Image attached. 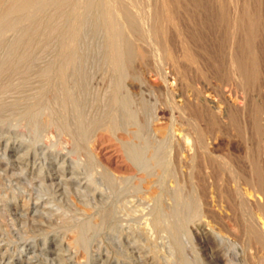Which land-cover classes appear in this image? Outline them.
<instances>
[{
  "label": "rangeland",
  "instance_id": "1",
  "mask_svg": "<svg viewBox=\"0 0 264 264\" xmlns=\"http://www.w3.org/2000/svg\"><path fill=\"white\" fill-rule=\"evenodd\" d=\"M10 2L0 0V14H4ZM58 2L64 6L60 11ZM39 3L29 13L11 16L0 23V73L6 74L0 81L11 83L0 91V264H243L240 258L247 252L239 241V246L234 242L238 232L234 230L238 229L236 224L254 216L233 189L240 185L246 190L241 185H252L256 171L264 180V0ZM117 6L135 8L130 9L134 10L131 13L127 9L122 19ZM110 16L124 35L127 27L137 30V34L132 33L135 38L127 36L128 44L120 45L132 55L130 63L124 66L123 80L110 66L112 48L105 28ZM73 26L75 30L77 26V31ZM52 27L56 30L51 31ZM148 28L159 32L164 51L144 31ZM73 40L76 65L80 64L69 73L72 86L68 85V89L71 91L72 87L80 117L68 102L66 122L60 110L58 114L51 111L52 115L47 117L50 110L45 107L46 112L44 106L37 124L20 118L19 111L30 106L31 98L40 96L39 89H48L47 79L42 81L44 87L40 86L34 69H55L57 60L72 53L64 47ZM28 42L30 45L26 46ZM138 48L148 57L146 66L137 62ZM24 53L38 60L30 65L34 69L24 78H8L12 59ZM165 55H172L180 63L177 71L183 72L182 76L174 73ZM184 55L197 58L196 68L185 61ZM20 66L25 67L19 63ZM77 84L81 85L79 90ZM109 94L112 100L117 94L122 103L114 104ZM217 106L223 107L220 114ZM81 117L83 126L79 124ZM110 125L114 126L113 133L107 130ZM121 142L139 153L134 162L123 154ZM184 147L193 153L190 160L183 155ZM211 152L218 158L211 159L209 164L207 153ZM151 153L158 156L161 165L151 162ZM205 185L213 187L217 200L222 199L218 206L223 209V216L217 219L203 213L204 193L208 191ZM176 198L198 201L200 218L185 227L177 226V233L172 236L155 219L156 203L160 199L165 207H173ZM88 220L98 228L85 235L84 246L79 242L77 245L75 228ZM232 232H236L233 237ZM247 255L244 264H264V251L253 249Z\"/></svg>",
  "mask_w": 264,
  "mask_h": 264
},
{
  "label": "bare ground",
  "instance_id": "2",
  "mask_svg": "<svg viewBox=\"0 0 264 264\" xmlns=\"http://www.w3.org/2000/svg\"><path fill=\"white\" fill-rule=\"evenodd\" d=\"M39 2H41V0H11V2H10V4L8 5V8H7V10L5 11V12H3L4 14H0V15H3V16H1L0 17V23L3 21V20H5V19H7V18H9V17H11V16H14V15H17V14H20V13H23V12H30L31 11V8L34 6V4H37V3H39ZM131 3V2H130ZM40 4V3H39ZM39 4H38V6H39ZM103 4V3H102ZM120 4V3H119ZM125 4V3H124ZM136 4V3H135ZM126 5H128V4H126ZM122 6H124L123 5V3H122ZM3 7V6H2ZM64 6H63V2L62 3H59L58 2V4H57V8H58V10L60 11V10H62V8H63ZM106 7V6H105ZM104 7V8H105ZM126 7V6H125ZM124 7V8H125ZM131 7V6H130ZM4 8H6L5 6H4ZM123 8V9H124ZM133 8H135V7H133ZM133 8H127V9H129V11H130V13H131V11L132 10H130V9H133ZM116 10H117V12H118V16H120L122 19L125 17V15H127V14H125V12L127 13V9H126V11H124L123 9H122V7H120V6H117L116 8H115ZM34 10H35V8H34ZM58 10H56V12L58 11ZM108 9H106V11H107ZM232 10V9H231ZM104 11V10H103ZM110 11V10H109ZM128 11V12H129ZM134 11V10H133ZM132 11V12H133ZM0 12H1V10H0ZM114 12V11H113ZM105 13V12H104ZM56 14V13H55ZM54 14V15H55ZM108 14V13H107ZM153 14V13H152ZM151 14V15H152ZM113 16L112 17H114V14H112ZM128 15H129V13H128ZM158 15V14H157ZM116 16V15H115ZM129 16H131V15H129ZM153 16V15H152ZM117 17V16H116ZM154 17V16H153ZM160 17V16H159ZM158 17V18H159ZM54 18V17H53ZM63 18V17H62ZM115 18V17H114ZM126 18H129L128 16L126 17ZM131 18V17H130ZM129 18V19H130ZM133 18V17H132ZM61 19V18H60ZM109 20L106 22V24H105V28H106V34H107V41H108V43L110 44V46L109 47H111L112 49H111V54L109 55V58H110V66L112 67V69L114 70V71H116L117 72V74H118V76H119V79L120 80H123V79H125V77H126V75H125V73H124V70H125V68H124V66L126 67V64L129 62V60L132 58V55L129 53V52H124L121 48H120V45H122V44H124V42H125V40H126V37L127 36H133L132 35V33L133 32H135V30L133 31V26L132 27H127V34L126 35H124L122 32H121V30L119 29V27H117V25H116V23H115V20L113 19V18H111V16H110V18H108ZM128 19V20H129ZM151 19H152V17H151ZM132 19H130V21H131ZM133 20H135V19H133ZM132 20V22H134ZM59 21V20H58ZM61 21H63V20H61ZM78 21H75V23H77ZM45 23V22H44ZM59 23V22H58ZM79 23V22H78ZM128 23H130V22H128ZM127 23V24H128ZM13 24V23H12ZM35 24H37V22H35ZM57 24V23H56ZM118 24V23H117ZM60 25V24H59ZM74 25V24H73ZM76 25V24H75ZM80 25V24H79ZM79 25H78V27H79ZM130 25V24H129ZM159 25V24H158ZM37 26V25H36ZM49 26V25H48ZM74 28V31H77V26H76V30H75V26H73ZM156 27V26H155ZM5 28H6V26H5ZM12 28V27H11ZM152 28V27H151ZM151 28H148L149 30H144L148 35H149V37L151 36V38H152V41L154 42V44H156V46H157V48L159 47L161 50H163L164 51V42L163 41H161V40H163V39H161L160 40V37L159 36H161V35H158L159 34V32H157L156 30L154 31V29L152 30ZM39 29V28H38ZM230 29V28H229ZM7 30V29H6ZM56 29H55V27H52V29H51V31H55ZM141 31H142V29H141ZM250 31V30H249ZM48 32V31H47ZM136 32H137V30H136ZM133 33V34H137V33ZM139 32V31H138ZM140 33H142V34H145V33H143V32H140ZM76 34V33H75ZM161 34V33H160ZM53 35H55V33H53ZM147 35V36H148ZM35 36V35H34ZM51 36V35H50ZM74 36V35H73ZM139 36V35H138ZM140 36H141V34H140ZM76 37V36H75ZM134 37V36H133ZM51 38V37H50ZM74 38V37H73ZM72 38V39H73ZM135 38V37H134ZM138 38H140V37H137V39ZM150 38V39H151ZM162 38V37H161ZM45 39V38H44ZM128 39V38H127ZM142 39V38H141ZM131 40V39H130ZM128 41V40H127ZM133 41V40H132ZM22 42V41H21ZM44 42V41H43ZM42 42V43H43ZM126 43V42H125ZM143 43V42H142ZM22 44H23V42H22ZM27 45L26 46H29L30 44H29V42L28 43H26ZM126 44H128V43H126ZM135 44H136V42H135ZM134 44V45H135ZM23 47V46H22ZM18 48V47H17ZM46 48V47H45ZM64 48H66V49H69V51H70V49L72 50V53L71 54H69V56H67V57H64V58H60L59 57V55L57 56V58H60L59 60H57V66H56V68L55 69H49V67H47V66H45V67H43V68H39V69H34L33 67H32V69H31V67H30V65L33 63V62H37L38 60H33L31 57L32 56H29L27 53H24V54H22V55H20V56H16V59L15 60H13L12 59V61H14V62H11L10 63V65L8 66L9 68V70H8V73L10 72V74L11 75H7L8 76V78H9V76H15V75H17V76H20V78H24V77H26V76H29V74H30V72L34 69V74H35V78H38L39 80H40V82H41V85L40 86H42V87H44V85H43V83H42V81H43V79H47V82H45V83H47V85H48V89H46L45 87L44 88H40L39 89V91H40V93H38V94H40V96L39 97H37L36 98V96L34 97L35 99H33V98H29L28 99V97L31 95L30 93L28 94L29 96L26 98V96H25V98H26V100H29L28 102L30 103L31 101H33L32 103H30V106H28L27 105V103H26V105H27V107H25L24 109H22V110H20L19 112L21 113V115H20V118H24V119H26L27 121H30V122H32V123H35V124H37L36 122H38V118H40V117H42L41 115H43V111L41 110V108L43 107L44 109H45V107H47V109H49L50 110V113H51V111L52 112H55V110L57 111V114H58V111L60 110V112L61 113H63L64 114V116H65V122L67 121V119L68 118H66L67 117V115H68V102H70L71 104H72V106H73V109H74V112L77 114V115H79V113H77V106H76V104H75V101H74V99H73V91H72V87H71V91H72V93H71V91H69V89H68V85L70 86H72V84H70L69 82H72V79L71 78H69V73H70V71H72V69L73 68H75L76 66H78L79 64H77L76 65V57H75V55H74V51H75V44H74V40L69 44V45H66ZM131 48V47H130ZM156 48V49H157ZM158 48V49H159ZM19 49V48H18ZM128 49V48H127ZM127 49H126V51H127ZM17 50V49H16ZM21 50V49H20ZM31 50V49H30ZM68 52V51H67ZM135 52V51H134ZM69 53V52H68ZM68 53H66V55L68 54ZM136 53V52H135ZM16 54V53H15ZM14 54V55H15ZM63 54V53H62ZM138 54V55H137ZM173 55V54H172ZM172 55H165V60H167V62L169 63V65L171 66V68L175 71L174 73L176 74V73H178V71H177V65L178 64H180V63H178L177 64V60L172 56ZM64 56V55H63ZM149 56V55H148ZM136 58H137V62H141L142 63V65H143V63H145V65H143V66H146V58H147V60H148V57H146L145 56V54L143 53V50H141V48H138V50H137V53H136V56H135ZM13 58V57H12ZM36 58V57H35ZM40 59V58H39ZM184 59H185V61L187 60V61H189V63H192L191 64V66H194V68H196L195 67V65H194V63H196L197 61V58H196V60H194V57H192V56H190V55H184ZM1 60V59H0ZM41 60H42V58H41ZM164 60V59H163ZM7 61V60H6ZM132 61V60H131ZM179 61V60H178ZM186 61V62H187ZM196 61V62H195ZM8 62V61H7ZM6 62V63H7ZM40 62V61H39ZM47 62H48V60H47ZM52 61H50V64H52V66H53V63H51ZM106 62V61H105ZM109 62V61H108ZM147 62H149V61H147ZM182 62V61H181ZM19 63L20 64H24V66L25 67H21V68H23L22 70L21 69H19L20 67H19ZM130 63V62H129ZM49 64V65H50ZM136 64V63H135ZM42 65V64H41ZM76 65V66H75ZM130 65V64H129ZM149 65V64H148ZM242 65V64H241ZM40 66V65H39ZM140 66H141V64H140ZM17 67H19V68H17ZM79 67V66H78ZM78 67L76 68L77 70H79L78 69ZM128 67V66H127ZM142 67V66H141ZM4 68V67H3ZM2 68V69H3ZM128 69V68H127ZM176 69V70H175ZM1 70V69H0ZM182 70V69H181ZM3 71V70H2ZM138 71V70H137ZM73 72V71H72ZM80 72V71H79ZM173 72V71H172ZM180 72V71H179ZM195 72V71H194ZM244 72V71H243ZM4 73H5V71H4ZM3 72H1L0 73V77L2 76V78H3V75H5L6 76V74H4ZM75 73H76V71H75ZM33 73L31 74V75H34ZM180 74H181V72H180ZM179 73H178V75H180ZM182 74H184L183 72H182ZM182 74H181V76H182ZM250 74V73H249ZM76 75V74H75ZM116 75V74H115ZM241 75V74H240ZM243 75V74H242ZM73 76V73H72V75H71V77ZM128 76V75H127ZM235 76H237V75H235ZM32 77V76H31ZM76 78H77V76H75ZM81 77V76H80ZM238 77H240V76H238ZM11 78V77H10ZM20 78H18V79H20ZM75 78V79H76ZM129 78V77H128ZM12 80H13V78H11ZM15 79H17V77L15 78ZM15 79H14V82H15ZM17 79V80H18ZM31 78H29V80H30ZM37 79V80H38ZM71 79V80H70ZM133 79H134V77H133ZM179 79V78H178ZM244 79V78H243ZM16 80V81H17ZM21 80H23V79H21ZM21 80H19L20 82H21ZM70 80V81H69ZM180 80H183L182 78L180 79ZM11 81V80H10ZM33 81V80H32ZM32 81H30V83L32 82ZM35 81V80H34ZM117 81V80H116ZM128 81H129V79H128ZM184 81V80H183ZM233 81V80H232ZM39 82V83H40ZM73 82H75V81H73ZM118 82V81H117ZM34 83V82H33ZM44 83V84H45ZM69 83V84H68ZM77 83V82H76ZM116 83V82H115ZM132 83H135L134 82V80H133V82ZM221 83H223V82H221ZM229 83V82H228ZM27 84V83H26ZM135 84H137V83H135ZM8 85H11V83L9 84V83H7V82H5L4 83V80H3V83H1V81H0V91H3L2 89H6V87L8 86ZM19 85H21V84H19ZM30 85H32V83L30 84ZM77 85H79V86H77L78 87V90L80 89V84H77ZM118 85V84H117ZM13 86V85H12ZM34 86H36V85H34ZM38 86V85H37ZM36 86V87H37ZM75 86H76V84H75ZM75 86H73V88L75 87ZM85 86V85H84ZM121 86V85H120ZM131 86H133V84H131ZM136 86V85H135ZM216 86V85H215ZM220 86V85H219ZM223 86V85H222ZM221 86V87H222ZM228 86V85H227ZM22 87V86H21ZM32 87V86H31ZM76 87V88H77ZM130 87V86H129ZM134 87V86H133ZM210 87V86H209ZM218 87V86H217ZM216 87V88H217ZM136 88V87H135ZM140 88V87H139ZM226 88V87H225ZM228 88V87H227ZM4 89V90H5ZM18 89H20V88H18ZM17 89V90H18ZM22 89V88H21ZM118 89H119V85L116 87V91H118ZM207 89H208V87H207ZM230 89V88H229ZM228 89V90H229ZM13 90H15V89H13ZM24 90V89H23ZM37 90V89H36ZM82 90V89H81ZM215 90V89H214ZM16 91V90H15ZM21 91V90H20ZM33 91H35V90H33ZM38 91V92H39ZM99 91V90H98ZM225 91H227L226 89H225ZM37 92V91H36ZM35 92V93H36ZM220 92H222V90L220 91ZM2 93V92H1ZM17 93V92H16ZM25 93V92H24ZM78 93H80V92H78ZM78 93H77V95H78ZM224 93L226 94V92H222L221 94H223L224 95ZM227 93H229V92H227ZM20 94H22V93H20ZM19 94V95H20ZM33 94H34V92H33ZM73 96H72V95ZM17 95L18 97H20V96H22V95ZM24 95V94H23ZM45 95H46V97H45ZM76 95V94H75ZM110 95V94H109ZM220 95V94H219ZM3 96V95H2ZM16 96V95H15ZM17 96H16V98H17ZM103 96V95H102ZM226 96H227V94H226ZM12 97V96H11ZM77 97V96H76ZM79 97V96H78ZM110 97H111V95H110ZM225 97V96H224ZM228 97V96H227ZM15 98V99H16ZM23 100H25L24 99V97L22 98ZM77 99V98H76ZM124 99H126V98H124ZM207 99V98H206ZM223 99V98H222ZM13 100H14V98H13ZM18 100H20V99H17V101ZM81 100V99H80ZM111 100H112V97H111ZM191 100V99H190ZM194 100V99H193ZM192 100V101H193ZM79 101V100H78ZM203 101H205V100H203ZM15 102H16V100H15ZM23 102V101H22ZM25 102V101H24ZM23 102V104L25 105V103ZM79 102H81V101H79ZM106 102V101H105ZM110 102V101H109ZM112 102L114 103V104H120V103H122L121 101H120V99H119V97H117V94L115 95V97L113 98V100H112ZM112 102H111V105H112ZM196 102V101H195ZM199 103H201L200 101H198ZM208 102H210L211 104H215V102L214 101H208ZM207 102V103H208ZM18 103H20V102H18ZM28 103V104H29ZM85 103V102H84ZM83 103V104H84ZM183 103H185V102H183ZM205 103V102H204ZM217 103H219V102H217ZM217 103H216V105H217ZM223 103V102H222ZM234 103V102H233ZM14 104V103H13ZM22 104V105H23ZM81 104H82V102H81ZM107 104V103H106ZM105 104V105H106ZM193 104H194V102H193ZM196 105H198V103H195ZM209 104V103H208ZM221 104V103H220ZM2 105V104H1ZM202 105V104H201ZM205 105V104H204ZM215 105V106H216ZM20 106H21V104H20ZM82 106V105H81ZM206 106V105H205ZM209 106H211V105H209ZM215 106H212V107H214L215 108ZM222 106H223V104H222ZM6 107V106H5ZM114 107V106H113ZM112 107V108H113ZM194 107V106H193ZM212 107H209V108H212ZM218 107H220V106H217V109L219 110V113L218 114H220V112H223V111H220L221 109L220 108H218ZM0 108H3L2 106L0 107ZM14 108H16V110H17V107H14ZM70 108V107H69ZM72 108V107H71ZM70 108V109H71ZM82 108V107H81ZM105 109H106V107H104ZM111 107H109V109H110ZM112 108L110 109L111 111H113L112 110ZM214 108H212V109H214ZM8 109V108H7ZM79 109V108H78ZM83 109V108H82ZM82 109H79V110H82ZM225 109V108H224ZM237 109V108H236ZM46 110V109H45ZM115 110V109H114ZM223 110V109H222ZM48 110H46V112H47ZM225 111V110H224ZM16 112V111H15ZM74 112H73V114H74ZM110 112V111H109ZM201 112V111H200ZM48 114L47 115V117L48 116H50V115H52V113L51 114ZM71 113H72V111H71ZM81 113V112H80ZM103 113V112H102ZM111 113V112H110ZM113 113V112H112ZM111 113V114H112ZM227 113V112H226ZM225 113V114H226ZM56 114V115H57ZM104 114V113H103ZM102 114V115H103ZM118 114V113H117ZM216 115H217V113H215ZM16 115H18V113L16 114ZM72 115V114H71ZM81 115V114H80ZM80 115H79V117H80ZM224 116V114H221V116ZM40 116V117H39ZM46 116V114L44 115V117ZM112 116V115H111ZM119 116V115H118ZM52 117V116H51ZM56 117V116H55ZM113 117V116H112ZM53 118H54V116H53ZM52 118V119H53ZM63 118V117H62ZM71 118H72V116H71ZM84 118V117H83ZM110 118V117H109ZM24 119H22V121L24 122ZM38 119V120H37ZM74 119V118H73ZM43 120H45L46 121V119H43ZM49 120V119H48ZM57 120V119H56ZM63 120V119H62ZM77 120H78V116H77ZM83 119H82V117H81V119L79 120V124H80V126H83V121H82ZM26 121V122H27ZM64 121V120H63ZM71 121H72V119H71ZM85 121H86V119H85ZM29 123V122H28ZM43 123V122H42ZM46 123H49V121H46ZM64 123V122H63ZM62 123V124H63ZM116 123V122H115ZM150 123V122H149ZM34 124V125H35ZM58 124H59V122H58ZM66 124V123H65ZM69 124H71V123H69ZM97 124V123H96ZM95 124V125H96ZM107 124V123H106ZM44 125V124H43ZM60 125V124H59ZM67 125V124H66ZM78 125V124H77ZM99 125V124H98ZM53 126V125H52ZM54 126H56V123H55V125ZM73 126V125H72ZM86 126H88V125H86ZM92 127H94L93 125H91ZM108 126H109V124H108ZM119 126V125H118ZM43 127V126H42ZM58 127V126H57ZM63 128H65V125L64 126H62ZM89 127H90V125H89ZM45 128V127H44ZM72 128V127H71ZM70 128V129H71ZM99 128V127H98ZM101 128V127H100ZM86 129V128H85ZM89 129V128H88ZM88 129H87V131H85L86 133L88 132ZM91 129V128H90ZM89 129V130H90ZM105 130H106V127L104 128ZM79 130H81L80 128H79ZM79 130H76V131H79ZM96 130V129H95ZM108 130V132L109 133H113V131H115L114 130V126L112 127L111 125H110V127L107 129ZM106 130V131H107ZM118 130V129H117ZM58 131V130H57ZM91 131V130H90ZM98 131H103V130H99L98 129ZM104 132V131H103ZM102 132V133H103ZM69 133V132H68ZM76 133H78V132H76ZM80 133V132H79ZM90 133V132H89ZM81 134V133H80ZM88 134V133H87ZM100 134V133H99ZM157 134V133H156ZM163 134V133H162ZM83 135V134H82ZM72 136V135H71ZM160 136V138L163 136H161V135H159ZM70 137V136H69ZM75 137V136H74ZM126 137V136H125ZM201 137V136H200ZM163 138H164V136H163ZM181 139V138H180ZM76 140V139H75ZM77 140H78V138H77ZM77 140L75 141V142H77ZM80 140V139H79ZM125 140V139H124ZM177 140V139H176ZM181 141H184V140H182L181 139ZM213 141V140H212ZM250 141V140H249ZM111 142V141H110ZM124 142V141H123ZM160 142V141H159ZM126 143H127V141H126ZM126 143H122L121 142V145H120V147H121V150H122V152H123V154H125L126 156H127V158L129 159V161L130 162H134L135 161V159H137V157L139 156V153L136 151V150H134V149H132L130 146V148H128L127 147V145L128 144H126ZM174 143V142H173ZM184 144V143H183ZM191 144H193V142L191 143ZM198 144V143H197ZM196 144V146H198ZM209 144V143H208ZM71 145V144H70ZM77 145V144H76ZM211 145H213V143H211ZM210 146V145H209ZM214 146V145H213ZM235 146V145H234ZM181 146H179L178 148H180ZM187 147V146H186ZM186 147H184V149H183V152L185 153H183V152H181V154L183 153V155H185V159L187 158V160H190L191 159V156H193L192 154L193 153H191L190 151L191 150H187L186 149ZM189 147V146H188ZM216 147V146H215ZM152 148V147H151ZM150 148V149H151ZM190 149H192V148H190ZM209 149V148H208ZM181 150H182V148H181ZM180 150V151H181ZM238 150V149H237ZM194 151H196L195 150V148H194ZM150 152H151V150H150ZM206 152V151H205ZM210 152V151H209ZM180 153V152H179ZM195 153V152H194ZM121 154V153H120ZM208 154V163L209 164H212L211 163V159H213V158H218V157H214V153L212 154V152L209 154V153H207ZM196 155H197V152H196ZM195 155V156H196ZM199 155V154H198ZM220 155V154H219ZM219 155H217V156H219ZM151 162H153V164H155V165H158L159 163H160V161L161 160H159L158 159V156H156V155H152V153H151ZM178 157V156H177ZM179 157H182V156H179ZM221 157H222V155H221ZM223 158H225V157H222L221 159L223 160ZM177 159H179V158H177ZM183 159H184V157H183ZM182 159V160H183ZM196 159H197V157H196ZM181 160V161H182ZM178 161H180V160H178ZM194 161H195V159H194ZM227 161V160H226ZM185 162L188 164V161H186L185 160ZM191 161H189V163H190ZM212 162H214V161H212ZM181 163V162H180ZM194 163V162H193ZM193 163H191V164H193ZM224 164H225V162H223ZM163 164V163H162ZM159 165H161V163L159 164ZM190 166V165H189ZM207 166H208V164H207ZM211 167H213L212 165H211ZM208 168V167H207ZM157 169H158V167H157ZM165 170V169H164ZM212 170V169H211ZM256 170V169H255ZM254 173H256L255 174V177L253 178V180H252V185H241V187L242 186H245L246 187V190H242L243 188H240L239 186L240 185H237V187L235 188V186H232V187H234L235 189H233V192H234V194L235 195H237V197L238 198H240V199H238L239 201L241 200L242 201V205L243 206H247V207H249L250 208V211H251V214L254 216V217H252V219L250 218V220H246V222L245 223H242V224H236L237 225V228L238 229H236L235 228V230L234 231H236L237 232V230H238V232H237V235H235L236 234V232H235V237L234 238H236L237 239V241L236 240H234V242H238L239 241V243L241 244V246H243L244 247V249L246 250V254L243 252V256H244V258H240V259H242L243 260V264H244V259L247 261V258H248V255L247 254H249L250 253V250H253L254 249V252L255 251H264V180H263V178L260 176V173H258L257 171L256 172H254ZM214 179V178H213ZM229 179V178H228ZM217 180V179H216ZM249 181H251V180H249ZM248 183V182H247ZM152 184V183H151ZM206 187H207V190L209 191L210 189H212L211 191H207V193H204V194H206V195H204L206 198H205V200H204V210L202 209V207H201V209L203 210V213H205L206 212V214L205 215H212L213 217L215 216L216 218L215 219H217V217H221V216H223V209L221 208V206H218V201H219V203H220V200H222L221 198H218V199H220V200H217V198L214 196V194H212V191H213V187L211 188V187H209L208 188V186L207 185H205ZM191 188V187H190ZM230 188V187H229ZM219 189V188H218ZM231 189V188H230ZM229 189V191L231 192L232 190H230ZM204 190V189H203ZM218 191V190H217ZM216 190H215V192L216 193H218ZM204 192H206L205 190H204ZM223 193H225L226 194V192L225 191H222ZM230 192H227V193H229L230 194ZM220 193V192H219ZM193 194V193H192ZM225 194H224V196H225ZM232 194V193H231ZM231 194H230V196H231ZM184 195V194H183ZM216 195V194H215ZM218 195V194H217ZM190 196H191V194H190ZM194 196V195H193ZM219 196H221V194L219 195ZM157 198L159 197V196H156ZM227 197H228V194H227ZM233 197V196H232ZM237 197H234V198H237ZM171 199V198H170ZM195 199H197V198H195ZM230 199V201L232 200V198L230 197L229 198ZM194 198H192V199H184V198H182V199H180V198H176V200L174 201V204H173V207L172 206H164L163 205V203L161 202V200L160 199H157V203H156V208H157V212H156V221L157 222H160L163 226H164V228H166L169 232H170V234L172 235V236H175V234L177 233V230H178V228H176L177 226H179L180 225V227H185V224L186 223H188V222H190V221H192V220H194V219H199L200 218V211H199V206L197 205L199 202L198 201H196L195 200V202H197V203H195L194 201ZM225 200V199H224ZM235 200V199H234ZM237 200V201H238ZM225 201H227V200H225ZM233 201V200H232ZM202 202V201H201ZM222 202V201H221ZM223 203H225V202H223ZM221 204V203H220ZM239 204V203H238ZM234 205H236L235 204V201H234ZM233 205V206H234ZM224 206H226V205H223V207ZM227 207L228 206H226V209H227ZM225 208V207H224ZM230 208V207H229ZM233 208V207H232ZM241 208V207H240ZM200 209V210H201ZM239 209V208H238ZM229 209H227V211H228ZM232 209H230V211H231ZM240 211H242V210H240ZM245 211V210H244ZM224 212L226 213V211L224 210ZM225 213H224V215H225ZM249 213V212H248ZM247 213V214H248ZM202 214V213H201ZM229 214V213H228ZM227 214V216L229 217V215ZM244 214V213H243ZM234 215V214H233ZM251 215V216H252ZM154 216V215H153ZM232 216V215H231ZM240 216V215H239ZM246 216V215H245ZM245 216H243V217H245ZM249 216V214L247 215V217ZM211 217V216H210ZM235 217H236V215H235ZM250 217V216H249ZM153 218V219H154ZM204 218V217H203ZM209 218V217H208ZM207 217H206V219H208ZM224 218V217H223ZM55 219V218H54ZM213 219V218H212ZM219 219V218H218ZM222 219V218H221ZM227 219V218H226ZM231 219H232V217H231ZM242 219V218H241ZM58 220V219H57ZM211 220V219H210ZM60 221H61V219H60ZM67 221V220H66ZM155 221V220H154ZM220 221V219L217 221V222H219ZM222 221V220H221ZM223 221H224V219H223ZM229 221V220H228ZM239 221H241L240 219H239ZM243 221V220H242ZM63 222V221H62ZM216 222V223H217ZM69 223V222H68ZM155 223V222H154ZM200 223H202V222H200ZM203 223H204V221H203ZM223 223V222H222ZM226 223H229V222H226ZM161 224H159V225H161ZM205 224H207V223H205ZM219 224V223H218ZM68 225V224H67ZM70 225V224H69ZM151 225V224H150ZM161 225V226H162ZM221 225V224H220ZM234 225V224H233ZM152 226V225H151ZM162 226V227H163ZM204 226V225H203ZM208 226V225H207ZM223 226V225H222ZM227 226V225H226ZM235 226V225H234ZM39 228V227H38ZM43 228V227H42ZM41 228V229H42ZM98 228V225L97 224H95L94 222H92L91 220H88V221H86V222H84L82 225H80L79 227H78V225H77V227L75 228V239H76V243H77V245H78V242L79 243H81L83 246H84V242H85V235L88 233V232H90V231H94V230H96ZM195 228V227H194ZM40 229V228H39ZM145 229V228H144ZM226 229H227V227H226ZM214 231V230H213ZM49 232V231H48ZM231 232V231H230ZM39 233V232H38ZM233 233L234 232H232L231 234V236L233 237L234 235H233ZM48 234V233H47ZM228 235H229V232L227 233ZM38 235V234H37ZM41 236V235H40ZM35 237V236H34ZM229 237H230V235H229ZM231 237V239L233 240V238ZM87 239V238H86ZM227 239V238H226ZM234 242H231V243H234ZM23 243V242H22ZM20 244V243H19ZM239 244V245H240ZM237 245H238V243H237ZM238 245V246H239ZM23 246V245H22ZM20 247V246H19ZM24 247L25 246H23V249H24ZM226 249V248H225ZM242 249V248H241ZM21 250V249H20ZM238 250V249H237ZM226 251H227V249H226ZM22 253H23V251H22ZM228 253V252H227ZM224 254V253H223ZM252 254V253H251ZM254 254V253H253ZM255 255H257V254H255ZM258 256V255H257ZM1 258H3V257H1ZM227 258V257H226ZM225 258V259H226ZM222 259V258H221ZM4 260V259H3ZM1 261V262H4V261ZM224 260V259H223ZM241 260V261H242ZM254 260V259H253ZM240 261V262H241ZM238 262H239V260H238ZM249 262H250V260H249ZM246 263V262H245ZM251 263V262H250ZM249 263V264H250ZM255 263V262H254ZM253 263V264H254ZM2 264V263H1ZM8 264V263H7ZM262 264V263H261Z\"/></svg>",
  "mask_w": 264,
  "mask_h": 264
}]
</instances>
